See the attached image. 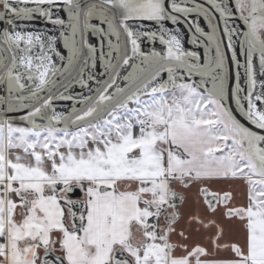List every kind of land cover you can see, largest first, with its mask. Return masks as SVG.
<instances>
[{"label": "crops", "instance_id": "obj_1", "mask_svg": "<svg viewBox=\"0 0 264 264\" xmlns=\"http://www.w3.org/2000/svg\"><path fill=\"white\" fill-rule=\"evenodd\" d=\"M78 1L60 4L73 6ZM231 2L238 6V0ZM240 5V15L234 17H248L252 9L263 10L264 3L243 0ZM42 8L37 14H5L0 5V39L12 55L10 68L0 76V109L4 111L36 100L63 79L78 59L74 28L49 27ZM216 9L222 16L223 8ZM86 14L85 59L76 76L43 108L19 119H0V187H5L0 192V241L8 240V264H39L42 247L58 237L56 248L62 247L58 252L68 264H109L114 247L129 239L131 224L146 223L167 201L168 191L182 197L178 217L164 238H156L153 227H148L149 243L137 251L129 249L136 264H264V176L250 173L252 165L241 162L242 158L238 161L231 150L222 156L210 154L219 141L208 136L207 113L198 111L190 118L185 104L177 100L172 108L168 104L164 115L143 116L139 128L146 120L151 124L139 131L130 119L115 125L122 113L101 123L100 133L91 137L64 136L58 127L48 126L61 113L76 108L114 51L116 38L105 13L87 10ZM193 17L203 21L198 14ZM153 22L160 25L161 33L145 38L142 35L151 34ZM124 26L129 35L126 67L141 57L152 62L176 57L197 62L189 54L184 31L174 39L164 21L131 20ZM258 40L264 44V29L258 32ZM259 52L262 64L264 49ZM4 60L0 49V67ZM121 74L110 86V100L120 90ZM179 83L156 84L152 91L145 87L125 103L132 100L128 107L134 108L155 90H175ZM200 88L206 89H195L197 99L206 95L198 93ZM53 106L57 112L51 111ZM49 127L60 145L56 141L50 145ZM241 137L247 145L246 134ZM73 179L95 184L87 190L90 199L80 234L62 223L64 210L50 189ZM99 186L108 190L99 191ZM20 191L35 195L30 206ZM209 196L219 200L210 202ZM25 239L37 242L25 245L21 242Z\"/></svg>", "mask_w": 264, "mask_h": 264}, {"label": "water", "instance_id": "obj_2", "mask_svg": "<svg viewBox=\"0 0 264 264\" xmlns=\"http://www.w3.org/2000/svg\"><path fill=\"white\" fill-rule=\"evenodd\" d=\"M171 0H165L163 3L164 11L168 16L175 17L177 21V25L181 23L184 27V29L187 31L188 35L193 38H197L201 41V47L199 48L200 51L207 50V60L203 67H194L192 65H189L187 62L177 59H164L160 61L156 66H154L150 71H148L146 74H144L140 79H138L135 83H133L128 89H126L123 93H121L118 97H116L108 107H106L102 112L99 114L89 117L75 125L71 124V121L76 118L77 116L83 114L89 107H91L97 99L100 98V96L104 93L107 86L111 82L113 76L116 74L117 70L119 69L120 65L124 61L126 57V35L124 32V29L120 25V22L117 18L116 10L112 6L100 1V0H88V1H79L75 5H67V4H52V5H46L42 8V18L45 19H64L63 17H53V18H47L45 16V12L49 13H59L63 11L67 18L70 19V24L72 28L75 30L76 39L78 41L79 37V43H80V53L79 57L73 66V68L69 71V73L61 79L58 83H56L53 87L48 89L46 92L41 94L35 102L28 101L24 103L23 105H20L18 109H8L4 111L3 109H0V119H6V120H14L22 118L28 114H31L35 112L36 110L43 108L45 104L63 87H65L78 73L79 69L81 68L84 59H85V47H84V29H83V18L84 14L87 8H89L92 5H99L106 10H108L112 16V23L114 27L117 29L119 35L122 39V51L121 55L113 67L110 74L107 76V78L103 81V83L96 89V91L93 92V94L88 97L87 101L84 103H80V107H76V109L72 110L70 114L68 115L66 119V129L69 131H74L77 129H80L84 126L93 124L97 121H100L101 119L105 118L108 113H110L116 106L124 103L128 98L132 97L134 94L138 93L140 89L145 86L149 81H151L156 75L165 70L169 66H179L184 69L189 70L193 74H200L202 72H205L212 63V56L210 53V50H208V45L200 36L196 29L193 26V23L190 21V18H194L193 16L198 14V16L204 21V18L202 17L204 13H208L214 20L216 24L217 34L219 36V44H220V50L223 53V58L225 62L226 67V74H227V81L226 86L224 89V98L222 99L223 105L226 107L228 115L232 118V120L241 128H243L246 131H249L255 135L264 137V130L257 128L254 126L248 119V116L245 114L244 107H247L246 98H245V89L247 86V29H243L242 33V41L240 46V62L239 63V69H240V97L236 96V72L238 71L236 68H238V63L235 65L231 51L229 49V45L226 40L225 33L223 32V29L221 27V21H220V15L218 13V10L216 9L220 5L212 6V4L209 3V0H187L191 4L195 5L197 8L202 9L203 13H189L186 16L178 13H173L169 9V2ZM217 1V0H215ZM218 2V1H217ZM3 13L1 14V19L3 18ZM0 19V25H3V20ZM166 23V22H165ZM53 28L56 29H62L61 27L55 26ZM78 35V37H77ZM0 49L4 53V56L6 58L5 63L0 67V76H2L4 73L8 71L10 68L11 62H12V55L10 53V50L8 48V45L6 42L0 39ZM221 64V63H220ZM261 64V63H260ZM237 66V67H236ZM237 98V99H236ZM239 100V102H238ZM70 111V110H69ZM68 111V112H69ZM67 112V113H68ZM62 114V113H61ZM60 114V115H61ZM59 115V116H60ZM56 127V126H53ZM57 185H60L59 188L62 186V190L64 194L62 196H59V190L54 191L55 194L59 197L60 201L59 204L61 205L62 209L64 210V216L62 218V223L67 227V230L75 233H79L81 230L82 225L84 224V213L82 212L81 221L80 224H76V221L74 222V228L69 229L68 222L66 221L67 215L73 220L76 219V216H73L72 214L67 213V209L72 211H75L73 209V205H76V210L81 208L82 205H85V201L83 200L84 193L86 192V182L84 179H73L69 183L62 184L58 183ZM4 185L0 187V192H3ZM99 190L103 189L102 187L98 188ZM61 190V191H62ZM20 196L24 199L25 204L30 206L31 202L36 199L35 195L33 196H27L25 194V191L19 192ZM175 199L177 196L173 194ZM181 197V196H180ZM182 198V197H181ZM217 196H209L208 201L214 202L217 200ZM173 197L171 194V191H168V197L167 201L163 205L162 211L158 213V215L155 218V221L151 220V224L155 227V233H158L160 229L163 228V226H166L167 229L171 227L173 224V220L171 216L169 215V208H173V212L175 214V217L177 218V206L180 204L181 201L178 203L175 201H172ZM69 211V212H70ZM76 211V212H77ZM161 223L164 225L162 226ZM160 236H164L160 235ZM56 242V239L52 241L50 245H47L46 247H42L43 253L38 258L39 264H68L66 259L63 255L56 252V248L54 247V243ZM112 264H133V260L126 254L122 248L116 249L113 251L112 254Z\"/></svg>", "mask_w": 264, "mask_h": 264}, {"label": "rangeland", "instance_id": "obj_3", "mask_svg": "<svg viewBox=\"0 0 264 264\" xmlns=\"http://www.w3.org/2000/svg\"><path fill=\"white\" fill-rule=\"evenodd\" d=\"M67 0H0V5H4L5 14L17 13V14H37L40 6H46L50 3L60 4L65 3ZM73 1V0H70ZM102 2L113 4V6L119 9V14L123 17L121 20H144L145 18L151 19L156 16H161L163 0H100ZM172 1V6L175 3ZM183 2V0H180ZM234 1V0H233ZM262 1V0H261ZM264 3V0H263ZM92 11H103L107 13L105 9L98 5H92L88 8ZM194 11L203 12L202 9L194 8ZM3 11L1 12V14ZM125 17V18H124ZM210 19V17H209ZM146 21V20H145ZM251 35V34H249ZM264 44L258 38L249 36L247 41V86L245 89V98L247 107H244L245 114L248 116L249 121L259 129L264 130V62L262 64L259 61L262 59L260 52L262 51ZM171 59H177L171 58ZM182 60V59H177ZM183 69L179 66H169L164 70L168 74V78L165 84H169L172 80H175L176 75L181 73ZM176 87L175 90H163L162 87L155 90L151 96H146L140 104L135 107H128L133 105L132 100L127 101L116 106L108 115L91 125L84 126L74 131L63 132L64 136L76 133L74 135H80L81 137H91L94 132L99 134L101 128L99 125L109 121L114 116L122 113L119 120L115 122V125L120 123L123 124L127 119H130L133 127L139 128V123L142 121L143 116H149L150 118L156 114L162 113L163 115L167 112L168 104L170 108L176 105L177 100H181L185 104L187 115L193 118L194 114L198 111L208 114L206 123L210 130L208 136H213L219 141V147L217 149H209L210 154L213 155H224L228 151H232L233 155L238 161L242 158L241 162L252 165L249 166V172L255 175L264 176V137L255 135L249 131L244 130L238 126L232 118L228 115L226 107L223 105L221 90L225 79H221L218 84L213 83L206 85V89H199L203 99H197L199 96L194 95L197 85L193 84L188 86V81H183ZM194 86V87H193ZM110 88L106 90L102 96L96 100L82 116L83 120L92 117L102 112L112 102L107 98V94ZM153 87L149 86L148 90L152 91ZM198 91V89H197ZM182 95V96H180ZM236 96L240 97V89L236 90ZM183 97V98H182ZM237 99V98H236ZM111 101V102H110ZM239 102V100H238ZM58 104V103H57ZM56 104V105H57ZM55 105V106H56ZM52 107L51 111L57 112L58 108ZM127 106V108H126ZM124 112V113H123ZM89 116V117H88ZM38 117V116H37ZM85 117V118H84ZM117 118V119H118ZM34 119V118H32ZM39 118L35 117V120ZM82 120V121H83ZM54 131L48 130V136L52 141L50 145L55 144ZM242 134L247 136V145H244ZM241 138V139H240ZM60 145L59 141H56ZM188 145H191L187 142ZM192 146V145H191ZM55 147V146H53ZM261 183V182H260ZM162 189L163 186L161 187ZM164 191V190H162Z\"/></svg>", "mask_w": 264, "mask_h": 264}, {"label": "flooded vegetation", "instance_id": "obj_4", "mask_svg": "<svg viewBox=\"0 0 264 264\" xmlns=\"http://www.w3.org/2000/svg\"><path fill=\"white\" fill-rule=\"evenodd\" d=\"M80 1H88V0H80ZM164 1L165 0H163V3H164ZM172 1L173 0H171L168 4L171 12L182 14L184 16H186L189 13L190 14L194 13V8L196 6L191 4L190 2H188L187 0H183V2H181L180 0L175 1L173 6L171 4ZM217 1L209 0V3L212 4V6H214L215 8H216V6H218V4L221 6V8H223L222 16H220L221 27L223 29V32L225 33L226 40H227V43L229 45V49H230L231 54H232L233 61L236 65L238 62H240V46L242 44L241 41H242L243 29H245V27L247 29V38L249 36H251V37L254 36L255 38H258V32L260 30L264 29V5H263V10L262 9H259V10L258 9L257 10L252 9L251 11H249L248 17H245V15L234 17L233 15H235L237 13H239V15H240V12H241V8H240L241 5L240 4L243 0L241 2H240V0H238V6L235 8L232 6L231 0H217ZM249 1H252V0H249ZM207 2H208V0H207ZM104 3H106V2H104ZM233 3H234V1H233ZM106 4L115 8L113 6V4H110V3H106ZM162 8H163V10H162L163 14L161 16H156V17H153L151 19L145 18L144 20L166 22L165 24L168 26V28L170 30V33H171L170 35L174 39H176L177 36L180 35V30L184 31V33L186 34V37L188 39V42H189V45H187V49L189 51V54L193 58L197 57L196 58L197 62L193 63V62H189V61L184 60V59H182V61H185L189 65H192L194 67H200V68L203 67L206 63V60H207V50L206 51H205V49H203V51L199 50V48L202 45L201 41L198 40L197 38L190 37L181 23H179V25H177L176 23L178 20L175 17L168 16L166 14V12L164 11L163 4H162ZM103 9H105V8H103ZM87 10H88V8L86 9L85 14H84V18H83L84 47H85V40H86V30H85L84 20L87 16V14H86ZM115 10H116L117 18L120 22V25L124 29V32L126 35V57H125L124 61L122 62V64L120 65L119 69L117 70L116 74L113 76L111 82L109 83V85L106 88V90H107L114 83V81L117 79V76L123 72L121 74L119 80L117 81L118 85L120 87V90L118 91L117 95H115V97L111 99V101H113L116 97H118L121 93H123L126 89H128L133 83H135L138 79H140L144 74H146L148 71H150L154 66H156V64H158L160 61H162V60H160V61L152 62V58L141 57L138 59V61L135 64L130 65L129 67H126L125 64H126V58H127V53H128L129 35H128V32L124 26V22H128L131 20H127V21L123 20L122 21L121 18L123 16L121 14H119L120 13L119 9L115 8ZM106 11H107V13L104 12L105 17H106V20L111 27V30L113 32L114 37L116 38V44H115L113 53L111 54L110 58L107 60L104 69L102 70L101 74L99 75V80L96 81V84L91 89H89L87 95L80 100V103H84L85 101H87L88 97H90L93 94V92L96 91V89L103 83V81L110 74V72L112 71L113 67L115 66V64L117 63V61L121 55V51H122L121 36L119 35L117 29L114 27V25L112 23L113 19H112L110 12L108 10H106ZM203 12L198 11V13H203ZM0 15H1V13H0ZM219 15H220V13H219ZM45 16L47 18L63 17L64 19H62V20L61 19H59V20L58 19L57 20L51 19L54 21H50V19H49V20H46L45 23L47 25H49V27H51V28H53L55 26L61 27L62 29L54 28L58 31L70 30V28H71L70 19L65 17L66 14L63 11H61L59 13H55V14L49 13L47 11V12H45ZM209 17H210V19H209ZM203 18H204V21H202L203 23L198 22L196 20H193L192 18H190L191 19L190 21L193 23V26L196 29L197 33L200 36H202V38L204 39V41L208 45V50H210L211 56L213 58L212 63L210 64V67L205 72H202L200 74H193L189 70L181 67L183 70L181 71L180 74L178 73L176 75L177 77L175 78L174 81L181 82L182 81L181 79H184L183 81H188V83H189L188 86L195 84L197 86L206 87V85L213 84V83L219 84L221 82V79L224 78L225 81L222 85V90H221V96L223 99L224 98V89H225L226 81H227V79H226L227 74H226V67H225V62H224V58H223V53L220 50L219 36L217 34L216 24H215L213 18L208 13H204ZM0 19H1V16H0ZM155 23L156 22H153L150 25L151 34L146 33V35H142V36H144L145 38H148V39H152L155 35L160 34L161 33V30H160L161 27H160V25L159 26L155 25ZM249 34H251V35H249ZM77 37H78V35H77ZM1 40H3L5 42L4 39H1ZM85 49H86V47H85ZM77 50H78V57H79V53H80L79 37H78V49ZM247 57H248V55H247ZM177 59H181V58H177ZM5 61H6V58L4 60V63H5ZM236 69L238 70V71H235L236 76H237L235 88L237 90V89H240L239 88L240 87L239 63H238V68H236ZM167 78H168V74L166 72L164 73V70H163V71L159 72L156 75V77H154L151 81H149L145 86H143L140 89V91L142 89H144L145 87H149V86L154 87V86H156V84H158V86H160L161 84L163 85V83L165 84ZM35 101L36 100H34L33 102H35ZM80 103L76 106L77 108L80 107ZM74 109H76V108L74 107V108L70 109V111L68 110L69 112L68 111L63 112L57 118L56 123L53 124V122L51 121V122H49L48 126L53 127L56 124L57 126L56 125L55 126L58 127L61 131H63V132L69 131L65 127L66 119H67L68 115L70 114V112ZM83 114L74 118L71 121V124L75 125V124L81 122L83 120V118H81V116ZM75 131L76 130H74V132ZM84 181L86 182V185H85L86 192L84 193V197H83V200L86 202L85 205H82L81 208L78 209L79 211L76 210V208H77L76 205L72 206L75 211L71 212L70 210L67 209L68 214L70 213L73 216L77 217V219H76L77 225L80 224L83 211H85V213H84V218H85V214H86V210H87V203H88V200L90 199V196L88 195L87 190H88V188L95 186V184H93V183H88L86 180H84ZM57 184L51 185L50 189H51V191H58L59 190V196H62L64 194V192L62 190V186L59 188L60 185H57ZM100 187H102L103 189H101V190L98 189L99 191L108 190L104 186H99L98 188H100ZM139 190H140V188H139ZM172 197H173L172 201H174V202L176 201L178 203L179 201H182V198L180 196H177L175 199L174 195L172 194ZM218 200H219V198H217L216 201H218ZM216 201H214L213 203H215ZM165 202L162 205H160L157 213L152 215L151 218L148 219V221L146 223H139V222L132 223L130 226V237L127 240V242L123 245H117L116 247H114L113 251L116 249L122 248V250H124L126 252V254L133 260V264H136V258L134 256L133 252H131L129 249H131L133 251H137L139 249L144 248L149 243L150 237H149L148 231H147L149 226L153 227V234L156 238H158V239L164 238L166 233H167V230L171 229L172 225L174 224L175 220L177 219L175 217L174 212H173V208L170 207L169 212H168L169 215L171 216L172 220H173V224L171 225L170 228L167 229V227L163 226L164 224L161 223L163 228L160 229L158 233H155V227L150 222H151V220L155 221V218L158 215V213L160 211H162L163 205L165 204ZM177 208H178V206H177ZM66 221L68 223L71 222V218L68 215L66 217ZM72 221H74L73 218H72ZM74 227L75 226H73V227L71 226V227H69V229H73ZM80 232L81 231H79V233H76V234H80ZM163 234H164V236H160ZM61 236H62V234H60V237ZM53 240L54 239H52V241ZM52 241L49 243V245L52 243ZM57 242L58 241L56 239V243L53 244L55 248H56ZM61 248L62 247H59V249L56 248V252L61 253L62 252ZM113 251L111 253V263H109V264H112Z\"/></svg>", "mask_w": 264, "mask_h": 264}, {"label": "built area", "instance_id": "obj_5", "mask_svg": "<svg viewBox=\"0 0 264 264\" xmlns=\"http://www.w3.org/2000/svg\"><path fill=\"white\" fill-rule=\"evenodd\" d=\"M150 124H151L150 121L146 120L140 126V129L148 127ZM9 256H10V249L8 245V240L5 239V240L0 241V264H8Z\"/></svg>", "mask_w": 264, "mask_h": 264}, {"label": "trees", "instance_id": "obj_6", "mask_svg": "<svg viewBox=\"0 0 264 264\" xmlns=\"http://www.w3.org/2000/svg\"><path fill=\"white\" fill-rule=\"evenodd\" d=\"M56 239L59 240V237L56 238ZM21 242L24 243L25 245H29V244H35L37 242V240H35V239H25V240H23Z\"/></svg>", "mask_w": 264, "mask_h": 264}]
</instances>
